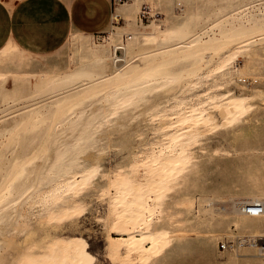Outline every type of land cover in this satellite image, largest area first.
Instances as JSON below:
<instances>
[{
	"label": "rangeland",
	"instance_id": "1",
	"mask_svg": "<svg viewBox=\"0 0 264 264\" xmlns=\"http://www.w3.org/2000/svg\"><path fill=\"white\" fill-rule=\"evenodd\" d=\"M160 1L113 18L136 55L121 80L83 87L117 68L91 35L46 59L0 52V264H264L243 241L264 215L233 205L264 198V14Z\"/></svg>",
	"mask_w": 264,
	"mask_h": 264
},
{
	"label": "crops",
	"instance_id": "2",
	"mask_svg": "<svg viewBox=\"0 0 264 264\" xmlns=\"http://www.w3.org/2000/svg\"><path fill=\"white\" fill-rule=\"evenodd\" d=\"M125 11L112 0H0V52L13 47L27 56L51 58L71 34L107 31L113 14Z\"/></svg>",
	"mask_w": 264,
	"mask_h": 264
},
{
	"label": "built area",
	"instance_id": "3",
	"mask_svg": "<svg viewBox=\"0 0 264 264\" xmlns=\"http://www.w3.org/2000/svg\"><path fill=\"white\" fill-rule=\"evenodd\" d=\"M114 4H121L124 3L125 0H112ZM143 5V4H142ZM145 8V7H144ZM145 10L141 12L140 18L144 17ZM235 12H241L242 20L247 21L248 18L250 19L252 15L255 14H264V0H251L245 5L240 6ZM239 16V17H240ZM114 18V17H113ZM113 18L111 20L110 27L107 31L96 33L91 36H95L97 40H105L110 44L109 48V54L110 58L113 61V64L115 66L126 64V62L129 60L134 59L135 56H128V45L130 43V40H132L133 34L132 33H118L114 29V21ZM117 34V37H119L115 42L112 41L114 35ZM90 36V35H89ZM117 59H123L122 61H118ZM251 201H259L261 202V210H252L251 209ZM241 214L249 217H262L264 215V198H254L251 199L249 202L244 203L241 206ZM249 245H254L257 248V252L260 256L264 258V237L253 235V236H247L245 240ZM226 242L220 241V247L221 249L226 248Z\"/></svg>",
	"mask_w": 264,
	"mask_h": 264
},
{
	"label": "bare ground",
	"instance_id": "4",
	"mask_svg": "<svg viewBox=\"0 0 264 264\" xmlns=\"http://www.w3.org/2000/svg\"><path fill=\"white\" fill-rule=\"evenodd\" d=\"M231 14H233V13H231ZM117 13L116 14H113V17L114 18H117ZM118 20V19H117ZM252 25V24H251ZM254 26H256V28H261V26L258 24V23H256V25L254 24ZM250 27V26H249ZM244 29V28H243ZM258 30V29H257ZM240 31L241 30H239V29H233V28H230V29H227L226 30V33H228V34H226L227 36H229L230 34L229 33H231V35L232 34H236V33H240ZM225 32V31H224ZM240 35V34H239ZM242 35V34H241ZM245 35V34H244ZM190 41H191V39L190 40H183L182 42H176L174 45L175 46H172L171 48H177V47H184V46H189V45H191L190 44ZM170 47H163V48H161L160 50H161V52L162 51H166V50H168ZM159 50V51H160ZM152 51H154L155 52V50H152ZM157 52V51H156ZM147 53L148 52H142L141 54L142 55H144V54H146L147 55ZM151 53V52H150ZM136 56V55H135ZM118 61H122L123 59H117ZM131 61V60H130ZM127 62H129V60L127 61ZM126 62V63H127ZM117 68L115 69V71L114 72H112V73H110V74H105V75H101V76H97V77H95V78H92V79H90V81L89 82H87V83H85V84H83V87H88V86H91V85H93V84H95V83H97V82H101V81H103V80H105V79H111V78H113L114 79V81L115 80H121V79H123V78H125L127 75H131L132 73H133V70L135 69V67H136V65H134V64H122V66L120 65L119 67H118V65L116 66ZM126 67V68H125ZM67 78H71V77H75V76H66ZM127 78V77H126ZM112 79V80H113ZM113 82V81H112ZM81 86H82V84H81ZM81 86H79V87H81ZM75 88V87H74ZM73 88V89H74ZM74 91V90H73ZM61 94V93H60ZM57 99V98H56ZM236 104H237V102H236ZM236 107H237V105H236ZM226 111H228V110H226ZM232 111V110H231ZM229 112V111H228ZM254 198H256V197H239V198H236V199H234V203H233V205H234V211L235 212H237V213H241V206L244 204V203H247V202H249L251 199H254ZM251 209L252 210H261V202H259V201H251ZM138 213V212H137ZM142 215V214H141ZM143 221V220H142ZM140 225V224H139ZM119 228V227H118ZM264 228V227H263ZM141 229L142 228H140V229H138V230H134V231H141ZM119 230H120V233L121 234H124V235H126L125 236V240H129V241H131V242H139V241H149L150 243H151V245H150V247H156L157 245V243H156V239H157V236H155L154 234H151L150 232H148V231H141V236H136L135 234H133V229L131 230L129 227H127V226H122V227H120L119 228ZM260 232V231H259ZM261 232H264V230H261ZM259 233V234H261V235H264V234H262V233ZM254 234H256V233H254ZM249 236H253V235H249ZM264 237V236H263ZM111 238H112V236H111ZM240 239H242V238H240ZM239 239V240H240ZM144 246V245H143ZM142 246V247H143ZM76 252V251H75ZM69 253V252H68ZM77 253V252H76ZM72 260V259H71Z\"/></svg>",
	"mask_w": 264,
	"mask_h": 264
}]
</instances>
